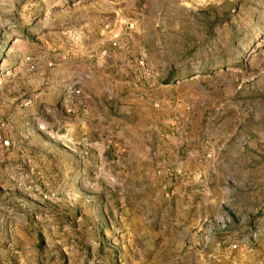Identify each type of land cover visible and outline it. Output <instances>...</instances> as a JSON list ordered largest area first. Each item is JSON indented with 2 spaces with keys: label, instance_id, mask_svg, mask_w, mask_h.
I'll return each mask as SVG.
<instances>
[{
  "label": "rangeland",
  "instance_id": "374dc122",
  "mask_svg": "<svg viewBox=\"0 0 264 264\" xmlns=\"http://www.w3.org/2000/svg\"><path fill=\"white\" fill-rule=\"evenodd\" d=\"M0 264H264V0H0Z\"/></svg>",
  "mask_w": 264,
  "mask_h": 264
}]
</instances>
